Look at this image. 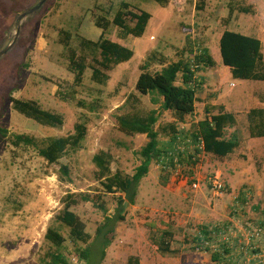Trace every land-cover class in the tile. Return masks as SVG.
I'll use <instances>...</instances> for the list:
<instances>
[{
	"label": "rangeland",
	"instance_id": "obj_1",
	"mask_svg": "<svg viewBox=\"0 0 264 264\" xmlns=\"http://www.w3.org/2000/svg\"><path fill=\"white\" fill-rule=\"evenodd\" d=\"M38 1L0 0V51L15 38L0 57V128L8 133L0 137V264H48L54 253L61 254L66 264H87L77 253L86 245H73L68 230L55 222V216L64 208L63 198L77 193L98 196L106 215L112 214L119 193L103 192L92 157L99 152L109 154L111 171L127 175L139 166L137 152L147 139L121 132L117 117L129 110V105L120 107L135 93L140 65L151 57L150 70L158 71L168 63L187 61L198 48L214 47L224 30L257 35L264 57V0H178L179 14L164 12L151 0H45L39 10L19 22L15 37L17 17ZM120 2L153 16L138 38H119L113 25L104 33V38L132 49L133 57L117 65L103 86L92 83L86 69L81 85L73 88V96H67L73 74L67 70V50L61 43L64 32L70 35L68 47L80 53V39L96 41L102 33L94 25L96 18L111 20ZM242 8L248 13L241 12ZM215 58L220 64V56ZM177 79L179 84L180 75ZM210 83L208 88L200 87L205 94H199H209L208 101L216 103L207 104L211 113L226 105L234 114L235 125L226 133L238 134V147L222 159L208 154L199 158L195 168L198 190L180 186L153 161L139 182L134 204L126 205L124 220L117 224L104 259L98 261L94 253L90 264H126L129 256L138 257L139 264H221V260H211L212 251L194 248L197 232L202 227L225 225L238 215L245 223H257L264 209V138L249 137L247 113L253 108L264 109V82L236 80L218 71ZM10 97L36 102L41 109L60 115L63 124L47 127L25 118L12 109ZM139 99L135 106L141 112L158 107L149 96ZM78 100L86 107H77ZM205 109H200L202 117ZM171 122L172 113L164 112L156 128ZM76 123L85 125L84 139L75 151H68L54 164L39 157L34 147L11 144V136L17 134L39 143L66 137ZM193 126L185 122L177 130L189 135ZM159 140L161 144L169 141L162 134ZM182 164L184 173L191 175V164L186 160ZM62 165L69 171L63 179L59 172ZM210 176L223 183L221 194L214 195L206 187ZM69 210L83 222L91 241L104 220L103 212L90 202H79ZM49 226L64 237L61 247L45 240ZM164 231L170 233L169 248L177 251L174 254H160L153 244Z\"/></svg>",
	"mask_w": 264,
	"mask_h": 264
},
{
	"label": "trees",
	"instance_id": "obj_2",
	"mask_svg": "<svg viewBox=\"0 0 264 264\" xmlns=\"http://www.w3.org/2000/svg\"><path fill=\"white\" fill-rule=\"evenodd\" d=\"M161 7H166L171 0H151ZM248 13V9H240ZM108 14V11L106 12ZM151 15L130 5L127 2H120L112 14L111 20L106 16H99L94 25L101 30V35L96 41L80 39V53L68 47L69 33L64 32L61 39L67 50V70L73 74V82L67 96H73V88L80 86L86 69L90 70V81L98 86H103L109 80V73L119 64L128 62L133 57L132 49L120 43L104 38L105 31L110 25L118 29L119 38H138L143 35ZM219 55L223 66L227 67L230 75L236 80H251L264 82V57L261 53L260 41L252 36L224 30L218 41ZM152 65L151 57L140 65V73L134 84V91L120 107L123 109L129 105V110L117 117L119 130L127 135H145L147 142L137 152L140 164L135 168L132 175L111 171V157L109 154L99 152L92 157V162L97 168L96 179L105 194H116V206L110 215L98 196H91L89 193L68 194L63 198L64 208L55 216V222L68 230V238L73 245L84 244L86 247L78 250V257L90 264L92 255H98V261L104 259L106 248L112 243L115 228L118 223L124 220V210L127 204L135 202L139 182L148 174L149 167L153 161L166 151L159 140L162 134L168 137L171 144L179 130V124L194 112V105L197 102L196 90H200L201 83L195 74L203 69L215 66V61L209 55L205 47L198 48L187 61L178 60L168 63L158 71L150 70ZM180 75V83L176 84ZM195 76V77H194ZM149 96L152 104H158L156 109L141 112L136 108L140 103V97ZM12 109L27 119L47 127H59L63 124L60 115L50 113L39 107L34 101H22L13 97L9 98ZM76 106L85 108L82 100L76 101ZM216 113L205 109L203 116L190 131V137L196 141L200 137L203 141V151L214 158L222 159L231 154L239 145V136L234 131L227 134L228 128L235 125V116L224 110L223 106L216 108ZM164 112H171L173 122L156 128L160 116ZM247 129L249 137L264 138V109L253 108L247 113ZM7 131L0 128V137H5ZM86 134V127L82 123H76L73 133L66 137H53L38 142L36 139L22 134L12 135L13 146L34 147L39 157L48 164L56 163L68 151H75L81 144ZM171 146V145H170ZM188 163V162H187ZM61 178L68 177V167L62 165L59 169ZM63 179V178H62ZM245 199H241L243 202ZM79 202H90L94 207L103 212L104 220L96 228L95 234L90 236L85 231L81 220L69 210L71 206ZM209 227H202L193 238L194 248H201L204 242L209 240ZM45 240L52 246L59 248L65 239L56 227L49 226L44 235ZM169 232H162L159 237L153 239L160 254H174L177 251L169 248ZM208 251L207 247H203ZM220 253H212V261L221 260L224 264V254L230 251L222 246ZM93 252V253H92ZM51 262L48 264H66L63 256L59 253L50 255ZM126 264H139L136 256H129Z\"/></svg>",
	"mask_w": 264,
	"mask_h": 264
},
{
	"label": "built area",
	"instance_id": "obj_3",
	"mask_svg": "<svg viewBox=\"0 0 264 264\" xmlns=\"http://www.w3.org/2000/svg\"><path fill=\"white\" fill-rule=\"evenodd\" d=\"M203 154V141L200 137L193 141L190 134L183 135L178 132L171 146L158 157L156 163L161 171L168 173L180 186L198 190L200 184L195 178V168ZM183 160L193 167L191 175L184 173ZM205 183L214 195L224 191L223 183L215 176L208 177ZM238 216L237 220L225 225L209 227L210 238L204 242V246L213 253H220L222 246L227 247L230 251L224 254V264H264V209L260 212L256 224L245 223Z\"/></svg>",
	"mask_w": 264,
	"mask_h": 264
},
{
	"label": "crops",
	"instance_id": "obj_4",
	"mask_svg": "<svg viewBox=\"0 0 264 264\" xmlns=\"http://www.w3.org/2000/svg\"><path fill=\"white\" fill-rule=\"evenodd\" d=\"M177 1L178 0H171L166 7H162L163 10H164V12H172V13H175V14H179L177 10L180 7L177 6V4H176ZM151 19H153V16L152 15H151V18H150L149 21H151ZM250 36L255 37V38H257L259 40L258 36L255 35V34L250 35ZM219 37H220V35L217 38V42L219 41ZM164 45L166 46V44H164ZM204 47L208 49L209 55L215 61V66L214 67L207 68V69H203V70L197 72L196 75H195V76H197V80H199V82L201 83V87L205 89V88H208L209 85H211L210 81L212 80V78L214 77V75L217 74L218 71L221 72V73L223 72V73L228 74V75H230V71H229V69L227 67H225V66L223 67L222 65H220L222 63L219 64V62L215 58V55H219L218 43L215 44L214 47H210L208 45H206ZM201 92L203 94H205V91L202 90V89L200 91L199 90H196V97H197L198 100H197V102H195L194 112H193V114L191 116H189V117H187L185 119V122H189L190 125L196 124L200 119L203 118L201 116V112H202L200 110L201 108H202V110L205 109V108H208L207 104L208 105L211 104L210 106H215L216 105V103L213 100H212L213 102L212 101H210V102L208 101L209 96H210L209 94H207L205 96H202L203 94ZM199 93L202 94V95H200ZM198 105H200V109H199ZM223 108H225V111L228 112V108L226 107V105H224ZM161 145L164 148H166V147L170 146L171 144L168 141H166L165 144L162 143Z\"/></svg>",
	"mask_w": 264,
	"mask_h": 264
},
{
	"label": "water",
	"instance_id": "obj_5",
	"mask_svg": "<svg viewBox=\"0 0 264 264\" xmlns=\"http://www.w3.org/2000/svg\"><path fill=\"white\" fill-rule=\"evenodd\" d=\"M45 0H39L37 3H35V5H33L31 8H29L27 11L23 12L21 15H19L17 17V21H16V30H15V37L18 34L19 31V22L26 16L31 15L33 13H35L37 10L40 9V7L42 6V4L44 3ZM15 38L11 41V43L9 45H7L4 49H2L0 51V57L3 56L8 50L9 48L12 46L13 42H14Z\"/></svg>",
	"mask_w": 264,
	"mask_h": 264
}]
</instances>
